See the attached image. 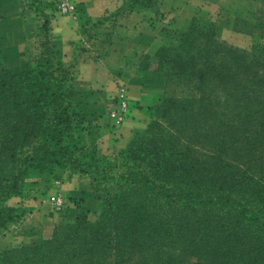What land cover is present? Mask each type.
<instances>
[{
	"label": "trees",
	"instance_id": "obj_1",
	"mask_svg": "<svg viewBox=\"0 0 264 264\" xmlns=\"http://www.w3.org/2000/svg\"><path fill=\"white\" fill-rule=\"evenodd\" d=\"M158 8L123 0L127 11ZM42 18L39 52L0 75V233L23 214L4 201L33 174L89 178L101 210L95 222L80 211L50 240L1 252L0 264H264V46L246 54L196 18L176 29L138 71L154 66L189 101L150 106L148 127L110 161L76 137L85 118L71 109V68Z\"/></svg>",
	"mask_w": 264,
	"mask_h": 264
},
{
	"label": "rangeland",
	"instance_id": "obj_2",
	"mask_svg": "<svg viewBox=\"0 0 264 264\" xmlns=\"http://www.w3.org/2000/svg\"><path fill=\"white\" fill-rule=\"evenodd\" d=\"M39 1L40 3H36L31 10L28 9L31 3L29 1L23 12L25 28L22 38L18 32L0 34V75L5 70L19 65L20 62L29 61L33 54L39 52L40 41L37 34L43 22V15L51 17V25L52 19L59 16L69 17L74 20L73 22L80 21L81 25L78 27L87 36V39L85 35L82 37L86 42L89 41L87 45L94 53L95 60L110 56L113 41L124 39L127 44L123 57H118L121 60L116 59L111 62L114 64L108 69L112 74L110 82L97 87L95 91L100 94L92 92L89 95L88 92L80 90L73 76V69L79 62L78 51L83 50L81 43L76 40L69 41L75 51V57L73 62H65L58 51V43L54 44L51 32V43L57 57L71 68L73 80L71 109L85 118L76 129V137L82 145L94 146L101 157L118 161L119 152L128 145L135 133L144 131L148 127L150 106L161 104L167 97L189 101V89L185 91L181 87L166 85L164 73L155 70L154 66L144 73H140L138 68L146 56L155 54V47L165 45L172 40L175 30L184 29L192 19L188 20L181 16L168 18L159 0L157 11L149 13L127 11L123 9V0H120L121 4L117 10L106 12L104 22L97 21L92 30L89 22L81 17L82 5L75 0ZM66 3L73 6V9L63 13L62 6ZM251 11L249 24L244 23V28L241 23H237V29L232 32L225 27V23L218 26L217 22L203 15L196 19L205 26L211 27L219 42L250 54L253 47L264 46V6H253ZM124 13L142 14L146 21L145 32L121 30L118 29V24L114 26L115 28H110L113 26V21L117 23V18ZM37 17H40L39 22L31 21ZM248 28V32L253 34L250 37L245 36L248 34L245 29ZM100 71L97 69V74ZM97 79V84L101 83L102 79ZM121 94L124 95L123 99L127 105L124 111L120 104ZM113 113L120 115L122 119L117 120L116 117H112ZM181 132L188 133L187 130ZM197 149L206 153L201 145H198ZM23 180L22 193L8 197L3 203L7 208L22 210L23 214L17 222L0 233V253L28 245L33 241L50 240L60 224L75 220L80 211L86 212L90 222L96 221L101 210L103 192L96 189V183L89 178L67 170H58L51 176L33 174L24 177ZM169 220L170 226L174 227V220L170 217ZM184 261V264H194L196 259L184 257Z\"/></svg>",
	"mask_w": 264,
	"mask_h": 264
},
{
	"label": "crops",
	"instance_id": "obj_3",
	"mask_svg": "<svg viewBox=\"0 0 264 264\" xmlns=\"http://www.w3.org/2000/svg\"><path fill=\"white\" fill-rule=\"evenodd\" d=\"M30 0H0V34L2 33H20L22 38L25 22L23 20V12L26 10ZM51 1V0H49ZM80 3L83 9L81 17L89 22L90 27L97 21L104 22L106 12L116 11L120 6V0H75ZM161 7L166 12L168 18L182 17L185 19L198 18L200 15L210 18L217 22L218 26L225 23V27L231 32L237 29V23L249 24V14L251 7L264 6V0H159ZM123 3V2H122ZM224 18V19H223ZM69 17H55L52 19V34L54 44L58 43V51L61 53L65 62H73L75 51L70 46V40H76L81 43L82 51H78L79 62L73 69V76L80 90L100 94L95 91L97 87H101L104 83L110 82L112 74L108 69L113 67V60L123 57L127 44L124 39L115 40L111 46L110 56L103 59H94V53L90 51L88 42L83 39V30L78 27L81 22H73ZM113 25L118 24L121 30H135L138 33L145 32V19L142 14H121L117 18V23L113 21ZM242 27L245 28L243 25ZM91 31V30H90ZM246 32L249 31L245 29ZM92 34V33H91ZM244 35V34H243ZM250 32L245 34L250 37ZM87 39V36H84ZM121 60V59H119ZM118 62V61H117ZM101 70L97 74L96 70ZM102 71H105L104 73ZM97 78H101V83L96 82Z\"/></svg>",
	"mask_w": 264,
	"mask_h": 264
},
{
	"label": "built area",
	"instance_id": "obj_4",
	"mask_svg": "<svg viewBox=\"0 0 264 264\" xmlns=\"http://www.w3.org/2000/svg\"><path fill=\"white\" fill-rule=\"evenodd\" d=\"M72 9H73V6H71V5L68 4V3H66V4H64V5L62 6V12H63V13H67V12L71 11ZM120 97H121V99H122V101H121L120 104L122 105V110L124 111V110L126 109L127 105H126L125 100L123 99V98H124V95L121 94ZM112 117H116L117 120H121V119H122V118L120 117V115H118V114H116V113H113V114H112Z\"/></svg>",
	"mask_w": 264,
	"mask_h": 264
}]
</instances>
